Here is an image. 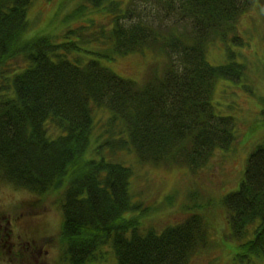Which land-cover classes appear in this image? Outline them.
I'll use <instances>...</instances> for the list:
<instances>
[{
    "label": "trees",
    "instance_id": "trees-1",
    "mask_svg": "<svg viewBox=\"0 0 264 264\" xmlns=\"http://www.w3.org/2000/svg\"><path fill=\"white\" fill-rule=\"evenodd\" d=\"M68 2L75 24L27 38L33 0H0V175L59 200L57 264L104 263L107 249L116 264H189L208 243L206 216L188 206L184 221L159 228L161 208L132 192L133 166L196 168L234 142V118L215 110L214 97L220 82L245 76L239 49L250 46L238 22L264 0H61L60 8ZM97 14L107 21L96 23ZM149 52L163 64L146 79L106 65ZM221 204L235 263L264 264V138Z\"/></svg>",
    "mask_w": 264,
    "mask_h": 264
},
{
    "label": "rangeland",
    "instance_id": "rangeland-1",
    "mask_svg": "<svg viewBox=\"0 0 264 264\" xmlns=\"http://www.w3.org/2000/svg\"><path fill=\"white\" fill-rule=\"evenodd\" d=\"M60 2L33 0L28 13L30 28L25 37L38 33L56 36L75 24L67 18L73 3H65L61 9ZM82 4L87 3L83 1ZM91 18L96 23L107 21L102 14ZM238 30L250 46L239 49L246 58L241 60L247 67L245 76L238 83L220 82L214 97L215 110L234 118V142L228 148L217 149L208 162L196 168L179 160L171 164L136 162L133 166L132 192L144 205L161 208L153 216L159 228L184 221L192 213L184 212L188 206L199 209L206 216V229L203 230L209 236L208 243L190 257L189 264H236L235 242L221 198L238 188L246 158L264 138V9L253 6L246 11L240 17ZM209 53L215 61H211L213 64L225 60L217 46ZM153 54L149 52L150 56L146 58L133 54L106 65L123 76L146 79L152 66L163 64ZM125 159L135 161L133 155L125 156ZM58 202L52 195L39 197L15 187L0 175V264H57L61 256L59 234L62 223ZM106 252L107 261L99 264H116L113 252V257L108 249Z\"/></svg>",
    "mask_w": 264,
    "mask_h": 264
}]
</instances>
